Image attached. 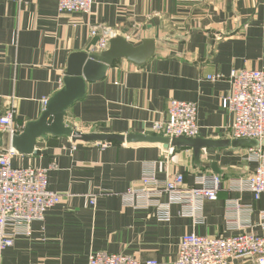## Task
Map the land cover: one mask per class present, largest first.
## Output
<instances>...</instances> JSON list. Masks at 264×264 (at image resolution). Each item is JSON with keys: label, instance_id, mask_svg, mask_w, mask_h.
I'll use <instances>...</instances> for the list:
<instances>
[{"label": "crops", "instance_id": "0c3cea01", "mask_svg": "<svg viewBox=\"0 0 264 264\" xmlns=\"http://www.w3.org/2000/svg\"><path fill=\"white\" fill-rule=\"evenodd\" d=\"M98 25L134 45L153 40L155 55L143 66L115 61L69 108L67 125L82 132L96 126L101 133L155 134L152 124L167 121L169 103L178 99L197 104L198 136L232 138L234 117L225 99L230 75L264 69V0H94L89 13L61 11L58 0H0V117L15 108L18 124L39 119L64 86L70 55L97 53L90 30ZM9 144L4 135L3 146ZM36 149L18 152L12 165L45 169L48 188L62 200L33 221L28 234L18 228L0 264H87L95 251L172 264L187 233L264 234V193L256 199L239 182L264 165V158L250 159V148H203L197 161L190 147L49 135ZM148 171L160 180L183 173L190 186L216 173L222 185L217 199L194 211L186 199L168 194L134 206L128 190L140 187ZM230 264L253 263L236 258Z\"/></svg>", "mask_w": 264, "mask_h": 264}, {"label": "built area", "instance_id": "2783aa9c", "mask_svg": "<svg viewBox=\"0 0 264 264\" xmlns=\"http://www.w3.org/2000/svg\"><path fill=\"white\" fill-rule=\"evenodd\" d=\"M94 0H58L59 9L66 12L89 13ZM91 36L97 37L95 51L100 53L109 47V42L118 35L109 26H93ZM220 75H211L216 81ZM231 91L225 97L227 107L234 121L231 126L232 138L264 139V69H243L230 75ZM48 100L46 101L47 104ZM197 104L191 101L172 99L168 108V120L154 122L152 131L168 137H196L200 126L197 122ZM16 109L11 108L0 117V131L9 137L10 144L0 147V256L3 250L15 244L19 227H26L35 220H42L45 213L62 197L47 186V171L42 168L14 167L12 158L17 150L12 138L20 134L25 126L15 122ZM250 159L264 158L262 146L250 148ZM197 185H187L183 173L173 174L160 180L154 173L146 172L142 185L128 190V201L137 207H147L158 201L164 194L171 199L189 201L190 210L204 200H215L221 189L219 174H203L196 180ZM240 185L251 191L256 199L264 193V165L245 179ZM95 204V199L92 200ZM169 215H165L168 218ZM247 258L253 264H264V234L242 232L232 236H209L195 232L183 235L176 260L172 264H230L232 259ZM87 264H160L157 260L142 263L137 257L124 253L95 251Z\"/></svg>", "mask_w": 264, "mask_h": 264}, {"label": "water", "instance_id": "95a60500", "mask_svg": "<svg viewBox=\"0 0 264 264\" xmlns=\"http://www.w3.org/2000/svg\"><path fill=\"white\" fill-rule=\"evenodd\" d=\"M155 55V42L144 40L139 45H134L125 37L117 35L109 42L107 50L100 53L93 51L74 52L70 55L65 71L64 86L56 91L48 100L46 107L35 121L26 123L24 130L12 138V146L22 154L37 152L36 144L39 138L53 136H68L74 142H150L161 143L166 148L169 146L181 149H193L197 161L203 148H257L264 147V139L255 138H227L211 139L201 136L196 137H168L160 134L129 133L120 135L116 133H101L97 127H92L88 132L75 130L66 124L65 119L69 108L86 96L88 83L98 82L106 77L110 67L115 61L126 59L138 66L145 65ZM4 133L0 131V147L4 145ZM215 171H217L215 169Z\"/></svg>", "mask_w": 264, "mask_h": 264}]
</instances>
